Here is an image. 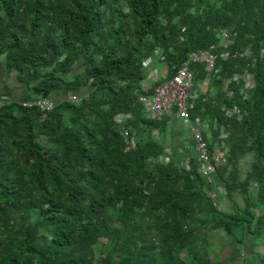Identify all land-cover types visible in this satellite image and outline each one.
I'll use <instances>...</instances> for the list:
<instances>
[{"label":"trees","instance_id":"1","mask_svg":"<svg viewBox=\"0 0 264 264\" xmlns=\"http://www.w3.org/2000/svg\"><path fill=\"white\" fill-rule=\"evenodd\" d=\"M246 48L249 58L216 59V94L191 98V119L211 123L210 153L228 147L213 182L199 159L164 162L155 133L168 125L140 103L158 85L144 88L149 63L171 77L191 51ZM190 70L196 87L207 73ZM245 72L250 90L233 80ZM10 79L0 94V264H264V0H0V87ZM42 99L50 112L22 105ZM223 243L224 258L214 251Z\"/></svg>","mask_w":264,"mask_h":264},{"label":"built area","instance_id":"2","mask_svg":"<svg viewBox=\"0 0 264 264\" xmlns=\"http://www.w3.org/2000/svg\"><path fill=\"white\" fill-rule=\"evenodd\" d=\"M220 39H223V45H230L232 42L229 39L228 32L221 30L219 34ZM158 54V52L156 53ZM251 50L246 48L243 51L234 52L229 54L228 52L220 53L218 56L222 60L231 58H249L251 56ZM217 56L212 54L208 50L191 51L187 55V61L181 67L178 68L177 73L170 79L164 81L162 84L156 87L154 95L151 98H141L143 106L147 111L154 113L159 120L163 118H171L175 113L177 117L183 121V123L191 125V109L193 103L191 102L192 90L195 87L194 73L190 70V64H203L207 72L215 73ZM233 80L238 81L241 79L245 90H250L253 87L252 78L248 73L234 74ZM209 83V81H206ZM207 86V84H204ZM204 88V87H203ZM246 96V95H245ZM71 101H79V97L74 95L69 97ZM3 103H0V107ZM23 106H37L45 111L50 112L54 106V102L50 99H42L36 102H23ZM240 112V111H239ZM238 112V117L241 119V114ZM194 140L196 142V149L199 154V161L202 172L206 175L208 183L213 182V177L216 174L217 167L223 165L226 162L225 154L228 148L223 144L217 146L213 154L210 153L206 141L203 139L202 132L195 128L193 129ZM220 138H225L222 134ZM225 152H223V150ZM216 202V194L211 195Z\"/></svg>","mask_w":264,"mask_h":264},{"label":"crops","instance_id":"3","mask_svg":"<svg viewBox=\"0 0 264 264\" xmlns=\"http://www.w3.org/2000/svg\"><path fill=\"white\" fill-rule=\"evenodd\" d=\"M220 31H218L219 32L218 37H219ZM219 40L223 44V39H219ZM208 51H211V50H208ZM220 53H223V52H219L218 54H214V55H216L217 58H219L218 55ZM224 53H225V51H224ZM149 60L150 59H146L144 61L145 66L149 63ZM220 60L222 61V59H220ZM186 61H187V59H186ZM186 61L184 63H186ZM223 61H225V60H223ZM151 65H153V67H151ZM182 65L174 66L173 69L175 70V73L170 77L171 69L168 67V65H166L160 61H157V60L150 62L149 63L150 68H148V70L150 71L149 76H148V80H150L149 81L150 84L147 83V81L145 82V85H144L145 90L148 92V90L153 86L154 83H157L158 84L157 86H159L164 81L172 78L177 73L178 68L181 67ZM160 69H162L163 71L161 72ZM204 70H205V66H204ZM218 71H219V68L217 69V71L215 73L210 74L209 72H207L205 70V72L207 73V76L205 77L204 81H202V83H199L194 88V90L192 91L191 97L194 99V101L198 100L202 97V92L206 93V92L210 91V94H213V95L216 94L214 91L210 90V82L208 83L206 81H209V77H212L213 75L217 74ZM194 78H195V73H194ZM204 84H207V86ZM8 85L12 86L11 79L9 82L5 83L3 86L0 87V94L5 92V86H8ZM157 86H155L154 88L156 89ZM155 89L152 93H149L146 95L144 94L140 97V103L142 105H143V102H142L141 98H151L154 95ZM90 91H91L90 89H86L82 92L81 95L85 96ZM15 93H17V94L23 93V89H19V90L17 89L15 91ZM56 97L57 96H55V98ZM58 97L60 100H62L63 98L66 97V94L64 95L63 93L62 94L60 93ZM203 101H205V99H203ZM193 107H194V103H193ZM193 107H192V109H193ZM144 111H145L148 118H150L152 120L164 122L165 126L168 125V126H166V130L159 131V132L155 133V135L158 133L157 137L160 139V142L165 144L167 147V151H166L167 155L165 154L162 157V160L164 162H168L170 160V157H177V156H178L177 158H179L181 163H183V162L188 163L190 161L192 162V161H196V160L198 161L199 154H198L197 149H196V142L194 140V134H193V129H195V128H198L202 132L204 140L206 139L209 142H213L211 123L209 122V120H206V119H203L200 117H196L195 119L191 120V125H188V124L183 123V121L180 120L175 113L173 114V116L171 118H163L162 120H159L154 113L147 111L145 108H144ZM238 112H239L238 109H233L231 111V113L233 115H235L238 120H240L238 117ZM217 124H218V121H217V119H215L213 122V125H214L213 128H217V126H218ZM223 141H224V139H223ZM217 145L218 144H216V147H217ZM225 146L227 147V145H225ZM217 191L219 193L221 192L220 189H218ZM220 206L225 211L232 212V208L230 206V203L227 200H223L221 202Z\"/></svg>","mask_w":264,"mask_h":264},{"label":"rangeland","instance_id":"4","mask_svg":"<svg viewBox=\"0 0 264 264\" xmlns=\"http://www.w3.org/2000/svg\"><path fill=\"white\" fill-rule=\"evenodd\" d=\"M160 70H161V72L163 71L162 69H160ZM81 71H82V70H81ZM149 81H150V80L147 79V83H149ZM149 84H150V83H149ZM211 193H212V194H213V193L216 194V197H215V198H216V202H218V201H217V193H216V191H212ZM220 236H221L220 239H222V237H224V235H222V234H221ZM220 239H219V240H220ZM213 240H214V239L212 238L211 241L213 242ZM219 240H217V241H219ZM214 244H215V241H214ZM262 249H263V246L261 245V243L257 244L256 251H261V252H262ZM215 250L218 252V254H221L220 256H222V258H224V257H227V255H228V251H230V247H229L228 245H226V243H223V246H222V248L220 249V251H218L216 247L214 248V251H215Z\"/></svg>","mask_w":264,"mask_h":264}]
</instances>
